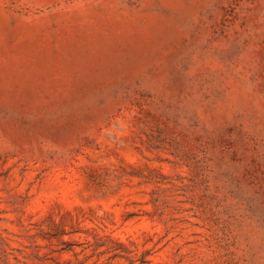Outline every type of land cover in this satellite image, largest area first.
Returning a JSON list of instances; mask_svg holds the SVG:
<instances>
[{"label":"rangeland","instance_id":"obj_1","mask_svg":"<svg viewBox=\"0 0 264 264\" xmlns=\"http://www.w3.org/2000/svg\"><path fill=\"white\" fill-rule=\"evenodd\" d=\"M0 264H264V0H0Z\"/></svg>","mask_w":264,"mask_h":264}]
</instances>
